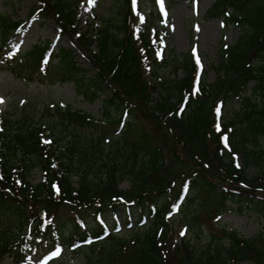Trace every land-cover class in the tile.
<instances>
[{"label": "trees", "instance_id": "16d2710c", "mask_svg": "<svg viewBox=\"0 0 264 264\" xmlns=\"http://www.w3.org/2000/svg\"><path fill=\"white\" fill-rule=\"evenodd\" d=\"M117 5L116 11L111 9L114 19L100 16L99 28L86 27L75 38L94 66V74L87 75L68 49L58 48L48 56L56 60L59 81L71 82L88 102H100L101 120L61 103L45 105L46 118L37 111L44 118L40 123H34L36 113L23 109L0 115V211L16 215L14 226L20 230L11 240L4 235L9 230H2L0 259L6 255L12 264H28L40 250L64 247L83 254L85 264H264V253L254 247L264 242V233L244 239L222 227L221 237L210 236L201 245L202 233L195 222L196 210L210 207L207 203L211 201L218 202L215 214L226 211L225 202H244L264 217V197L234 195L226 186V190H217L213 182L218 178L208 173L212 170L230 183L264 193L260 185L264 184V143H260L264 140V0L214 1L208 16L238 26L241 34L234 45L219 51L214 84L199 81L197 89H193L196 69L189 54L178 61L164 56L157 60L147 33L132 34L134 19L128 0ZM76 6V0H37L30 16L52 18L62 32L73 33ZM0 24V65L5 69H14L13 64L24 66L23 57L6 49L20 23L2 20ZM92 45L95 52L90 51ZM40 46L26 54L33 58L28 63L30 73L42 65L48 46ZM51 66L49 60L46 74L52 72ZM166 67L172 74L179 70L182 78L175 84L146 80L149 72L155 76L156 70ZM249 82L252 86L248 88ZM159 85L165 97L151 99ZM247 91L249 95L241 97ZM171 92L175 93L173 102ZM230 97L242 104L241 114L230 120L241 123L237 129L215 114ZM139 106L155 121L152 130L141 127ZM123 115L129 120L123 122ZM95 125L113 126V130L96 136L80 131ZM175 164L179 167L173 170ZM248 167L258 168L254 178H246ZM33 170L41 176L39 183H32ZM123 179L128 189L119 191L117 185ZM182 187L188 193L180 212L191 210L190 228L183 215L176 218L180 221L176 226L175 219L166 217ZM119 207L124 208L128 221L134 214L136 221L149 218L151 224L131 230L128 240L112 233L103 237L101 216L114 214ZM60 210L70 216L61 221ZM84 218L92 223H84ZM181 226L186 227L189 239L181 235L178 242H170Z\"/></svg>", "mask_w": 264, "mask_h": 264}, {"label": "rangeland", "instance_id": "374dc122", "mask_svg": "<svg viewBox=\"0 0 264 264\" xmlns=\"http://www.w3.org/2000/svg\"><path fill=\"white\" fill-rule=\"evenodd\" d=\"M118 1L120 0H94V3H90V0H76L77 6L74 9V26L76 31L70 33L60 31V26L52 18L43 19L41 16L28 17L30 12L37 7V0H0V23L2 20L23 23L18 34L10 35V37L12 38L14 46L20 53L19 56L23 57L25 60L24 66L13 64L14 69L8 68V70L5 69L3 65H0V101H2L0 102V114L6 111V113L11 115L14 114V111L23 109L26 112H34L36 115L38 111V114L46 118L47 116L43 107L50 103L57 104V102H60L83 111L92 116L95 120H101L100 113L103 110V106L100 102H88L85 97H82L80 92L75 90L71 82H62L58 80L59 72L56 70L55 59L51 62V68H53L52 72H49L47 76L43 78H37L39 76L37 70H35V73H30L31 67L28 66L29 61L33 58L26 56V54L32 50V48L41 47L40 45L45 44H49V50L53 54L57 52L58 48H65L73 52L76 63L88 72L87 75L94 74V66L90 63L89 57L87 56V58L85 54H83L75 38L76 35L84 32L86 27L92 26L93 28H99V18L101 17L105 20L114 19L111 9L113 8L114 11L117 10ZM214 1L215 0H131L130 6L132 13L137 17V22H135L137 29L145 27V29H148V33L151 37L154 39L157 37V48H161L162 54L166 59H176L178 61L186 56L187 53H190V51L192 52L195 58L199 60V64H197L196 67L201 69L200 81L205 85L214 84L217 78L218 72L215 68L219 65L221 60V53L219 52L222 50L221 47L224 48L225 46L230 47L234 45L241 34V29L238 26L230 23L223 25L221 18L208 16V10L210 7L212 8ZM227 11L230 12V8L227 9ZM141 18H143V22H141ZM1 32L2 28L0 26V40ZM90 51L95 52V47L93 45L90 47ZM22 76L24 79H22ZM181 78L182 73L179 70L172 74L169 67L156 70L155 76H150V72L149 76L146 75V80L152 81V79H155L157 82H161L164 79L174 84ZM39 79H41V85H39ZM251 86L252 82H249L248 88ZM248 94L249 91L242 93L241 97L247 96ZM165 95L166 92L164 91V87L159 85L155 92L151 93L150 97L151 99L158 100L163 99ZM174 96L175 93L171 92L170 101L173 102V99H175ZM103 97L104 94L100 96V99ZM251 99L257 98L251 96ZM241 105L240 102L231 97L226 98L223 108H221V115L224 121L233 122V120L230 121L231 117L241 114ZM138 108L140 110L138 114L141 127L152 130L154 127L152 125L155 121L149 116L147 109L143 110V107L140 108V106ZM108 111L111 116H114L115 112L113 109ZM41 119L44 118L37 115L34 123L39 122ZM54 120L55 117H53V121ZM128 120L129 118L127 117L126 121ZM231 125V129H237L241 126V123L234 121ZM95 126L82 127L80 131L96 136L101 131L104 134H108L113 130V126ZM260 143H264V140H260ZM247 147L249 148L250 145ZM104 153L108 156L110 155L109 152ZM234 163L237 166L240 165L238 159H236ZM178 167V164L172 166L173 170ZM258 171V168H246V178H254ZM208 173L209 177L218 178L216 181L217 190H222L221 185H228L227 187H229L230 182L224 179L223 175L219 176L213 173L212 170H209ZM31 174L32 183H39V173L33 170ZM75 180V177H72V181ZM224 182H228V184ZM231 184L238 187L236 182ZM260 185L263 186L264 184L260 182ZM233 186H231V188H233ZM247 188L248 189L245 190H239L241 188H238L239 191L235 192V195L242 194L246 196L247 191H250L255 192L257 196L264 197V193L259 192L256 188ZM117 189L119 191L127 190L128 181L123 179L117 185ZM225 203L227 210L225 212H220L221 214H219V216L217 215V218H213L215 213L218 212L217 201L208 202L207 204L210 207L203 205V207L196 210L195 213L197 216L195 222L200 226V231L202 233L198 240L201 241L199 242L200 244L206 243L205 241H208L210 236L215 238L221 237L219 231L222 227L227 230H234L244 239H251L259 233H264V217L258 210H254L244 202L240 204H235L233 202ZM239 205H242L240 210H238ZM191 207L192 209L194 208L190 205L189 208L191 209ZM190 213L191 210L189 209L184 210L182 214L180 213V216L183 215L186 217L189 228L193 220L192 213V217L188 216ZM58 216H60L61 221H63L70 215L67 210H60ZM84 219H86L85 221L88 224L90 220L88 218ZM116 219L119 222L123 221V224L125 223V219L123 220V213L119 209L116 213ZM102 221L106 224L105 226H111L112 220L108 212L102 215ZM17 222L16 215L8 211H0V237L2 230H9V232L4 234L6 239L10 238L11 240L16 238L20 231L17 226H14ZM176 222V225L180 224L179 220H176ZM145 224L149 226L150 220L148 219ZM136 228V226L132 228L122 227L117 232H113L112 230L111 232H113L117 238L126 237L128 240L130 238V230H136ZM175 235L171 236L172 239H170V242L179 241ZM189 236L190 235L186 234V240L189 239ZM254 247L258 252L264 253V242L261 243L258 241L254 244ZM0 264H12L10 257L5 255L0 259ZM31 264H85V261L83 254L79 252H70L68 249L66 250L64 247H61L50 251L41 250L35 258V261ZM238 264L251 263L250 261H244Z\"/></svg>", "mask_w": 264, "mask_h": 264}, {"label": "snow or ice", "instance_id": "6c2138e0", "mask_svg": "<svg viewBox=\"0 0 264 264\" xmlns=\"http://www.w3.org/2000/svg\"><path fill=\"white\" fill-rule=\"evenodd\" d=\"M90 3H94V0H90ZM141 22H143V18H141ZM197 63L199 64V60H197ZM2 102V101H0ZM217 128L219 130V125H217ZM224 141H225V147H227V137L224 138ZM57 192H58V189H57ZM183 235V233H181Z\"/></svg>", "mask_w": 264, "mask_h": 264}]
</instances>
